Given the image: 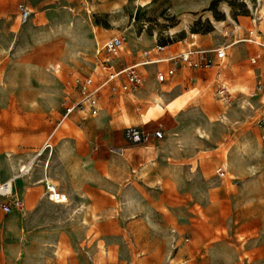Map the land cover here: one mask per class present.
<instances>
[{"label":"rangeland","instance_id":"rangeland-1","mask_svg":"<svg viewBox=\"0 0 264 264\" xmlns=\"http://www.w3.org/2000/svg\"><path fill=\"white\" fill-rule=\"evenodd\" d=\"M19 3L31 10L24 22ZM252 19L258 41L264 0H0V183L17 176L12 194L23 204L0 212V264H264V96L254 93L259 73L264 86V47L241 43L260 55L232 76L183 68L166 85L155 76V95L144 83L134 96H112L106 86L95 117L89 104L66 114L83 100L81 82H105L101 68L94 73L96 42L122 33L123 59L153 37L189 42L199 33L210 49L233 40L224 34L234 22L246 37ZM99 121L146 123V133L162 129L163 137L135 158L105 154L101 164V154H86L80 169L54 154L66 134L88 153L101 150L90 126ZM45 144L51 149L18 175ZM44 180L68 203H50Z\"/></svg>","mask_w":264,"mask_h":264},{"label":"built area","instance_id":"built-area-1","mask_svg":"<svg viewBox=\"0 0 264 264\" xmlns=\"http://www.w3.org/2000/svg\"><path fill=\"white\" fill-rule=\"evenodd\" d=\"M19 17L22 22L26 21L31 15V10L24 3L18 4ZM254 25L247 30V36L243 37V28L237 22L233 24V30L226 32L224 35H234L233 40L230 43H219L213 48H207L202 42H200V34L191 35V40L185 42V47L179 51H169L168 45L155 42L151 47H146L142 50L137 59L132 62L122 63L120 60V54L124 48V35L122 33L115 34L105 41L102 45H97L95 54L97 56V65L94 68V73L98 68H101L105 72V82L99 87H92V77L86 78L78 86L79 93L83 100L78 104L66 108V114L70 115L75 111L77 107H81L84 110V105L89 104V115L95 117L99 112L97 108L96 94L99 90L110 86V93L112 96H116L119 93L135 95L142 87L143 70L146 66L151 65H164L165 68L156 72V82L163 84L169 81L174 75L176 70L187 68L192 71L210 70L215 67H223L227 65H238L242 59V51L237 53L233 52V48L243 42H249L264 47V33H261L259 40L254 37L255 19H252ZM258 32V30H256ZM238 37L236 38V36ZM258 55L250 56L249 62L254 65ZM224 88V86H222ZM228 97L226 103H230V94L226 92ZM255 96H264V86L262 84L261 76H257L255 82ZM259 105L264 108V100H259ZM258 128L264 131V117L257 122ZM163 130L158 129L152 134L141 132L137 127H128L125 129V138L133 144H148L151 139H162ZM264 139V135L262 136ZM51 149L50 144H45L43 149L34 157L30 159L26 165L19 168L18 175H26L29 173L34 165L35 160L42 155V153ZM224 173V172H221ZM11 178L6 182L0 183V209L3 214L8 215L13 210H21L22 202L16 198L11 192H7V187L12 185L13 180ZM45 196L50 203L65 205L68 203L67 196L60 192L53 184L45 182Z\"/></svg>","mask_w":264,"mask_h":264},{"label":"crops","instance_id":"crops-1","mask_svg":"<svg viewBox=\"0 0 264 264\" xmlns=\"http://www.w3.org/2000/svg\"><path fill=\"white\" fill-rule=\"evenodd\" d=\"M237 23H238V21H237ZM197 34H199V33H197ZM204 36L205 35L200 34V36H197V37H199L200 42H202L205 45V41H204V38H203ZM170 38L172 39V37H170ZM183 40H185V42H187L186 39H183ZM183 40H176V41L172 42L171 44H167L168 48H169V51H174L173 49H171V46H173V45H179L183 49L185 47V44H184ZM155 42H157L156 38L153 37V39L148 42L151 45H149L147 47H151L152 45H154ZM96 45H99V44L96 42ZM144 49L145 48H138L136 50H133L130 54H125V59L120 57V60L122 61V63L132 62L133 60L138 58V56L141 54L142 50H144ZM182 49H180V50H182ZM239 50L242 51V59H241L240 63H238V65H227V66H223V67H215V68H212L210 70H199V71H211V70L215 69L216 72H217L216 76H217L218 79H220L222 77L221 76L222 74H224L223 77L226 78L227 75H231L233 73V70H232L233 68L240 67L242 65V62L244 60L245 61L249 60V57L251 56L250 55L251 54L250 49L245 44H239V45H236L233 48V52L234 53H237ZM259 55H260V53H258V56ZM164 68H165L164 65H158V66L151 65V66H146L144 68V70L142 72L143 79H144L143 83L145 84L147 89L153 90L149 94L155 95V94L158 93V90L155 91V89H154V86H155L154 77L156 76V72L158 70H161V69H164ZM179 70H181V69L176 70L175 75L169 81H167L166 83H163V84H158L157 82L156 83L158 85H160V86L169 84L175 78V76H176V74H177V72ZM228 70H229V72H228ZM189 71H192V70H189ZM253 74H254V72H253ZM235 76H236V74H235ZM257 76H261V73H259ZM261 80H262V77H261ZM170 92H171V90H169L167 93H170ZM120 94H124V93H119L118 95H120ZM130 96H134V95H130ZM182 97H183V94L178 95L177 97H175V99H173L172 103L180 100ZM145 124L146 123H144L142 126H133V127H137V128H139L141 130V132H145L144 129H143L144 126H147ZM90 126L91 127L95 126L96 132H98L100 134L99 137L101 138V141H102V144H101L102 145V149L99 150V151L95 150V153H88V149L86 147V143L84 141H82V139L80 137L75 136L74 134H66V137L57 145V148L55 149V153L54 154H58V156H60L59 159L62 162H64L65 164H68V167H71L72 165H77L78 168L80 169V167H79L80 165H83V166L85 165V160H86L85 156H86V154H101L100 156H97V159L95 160V163L98 162V163L102 164L105 161V159H104L105 158V154H121L122 156L128 155V157L133 154L134 155L133 158H135L137 154H141V152H140L141 150L147 149L145 144H133V143L129 142L125 138V129L128 128V127H114V126H112V121H110V122L99 121V123H97L95 125L92 124ZM163 127L167 128L168 127L167 123H165L163 125ZM109 146L117 148L118 151L109 152V150H107V148H109ZM38 152H36L35 154H37ZM52 154H53V152H52ZM43 155L44 154L42 153V155L40 157H42ZM33 157H34V154H33V156L30 159H32ZM40 157H38L35 160V162ZM49 158H50V156H48V159ZM27 162L25 164H23V165H26ZM35 162H34V165H35ZM49 162H50V159L46 160L42 164V170L44 172L47 171V169L49 167ZM125 164L127 166H130V161H126ZM23 165H20L17 168V173H18L19 168H21ZM34 165H33V167H34ZM33 167L31 168V170L33 169ZM13 171H15L14 168H13ZM30 171H29V173H30ZM22 176H25V175H22ZM9 179H11V178H9ZM40 181H42V180H40ZM43 182H46V181L44 180ZM49 183H51V180H49ZM57 189H58V187H57ZM60 192H62V191H60ZM67 198L69 200L68 196H67ZM0 212L2 213L1 209H0Z\"/></svg>","mask_w":264,"mask_h":264},{"label":"bare ground","instance_id":"bare-ground-1","mask_svg":"<svg viewBox=\"0 0 264 264\" xmlns=\"http://www.w3.org/2000/svg\"><path fill=\"white\" fill-rule=\"evenodd\" d=\"M19 172V171H18ZM12 178H17V176H13ZM13 190V186L12 185H9L7 187V192H11ZM1 198V197H0Z\"/></svg>","mask_w":264,"mask_h":264},{"label":"trees","instance_id":"trees-1","mask_svg":"<svg viewBox=\"0 0 264 264\" xmlns=\"http://www.w3.org/2000/svg\"><path fill=\"white\" fill-rule=\"evenodd\" d=\"M212 3H213V2H212ZM171 40H172V39H171ZM168 43H169V44H171V43H172V41H171V42H167V43H165L164 45H167ZM161 44H162V43H161Z\"/></svg>","mask_w":264,"mask_h":264}]
</instances>
